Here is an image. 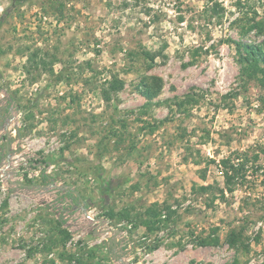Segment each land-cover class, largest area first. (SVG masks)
Returning a JSON list of instances; mask_svg holds the SVG:
<instances>
[{
	"label": "rangeland",
	"instance_id": "rangeland-1",
	"mask_svg": "<svg viewBox=\"0 0 264 264\" xmlns=\"http://www.w3.org/2000/svg\"><path fill=\"white\" fill-rule=\"evenodd\" d=\"M244 46L264 0H0V264H264Z\"/></svg>",
	"mask_w": 264,
	"mask_h": 264
},
{
	"label": "trees",
	"instance_id": "trees-1",
	"mask_svg": "<svg viewBox=\"0 0 264 264\" xmlns=\"http://www.w3.org/2000/svg\"><path fill=\"white\" fill-rule=\"evenodd\" d=\"M243 48L244 55L240 54L241 56L239 59L241 74L248 77L261 76L264 81V47L244 46ZM259 63H262L263 67H259ZM224 179L227 187L233 178L226 174Z\"/></svg>",
	"mask_w": 264,
	"mask_h": 264
},
{
	"label": "water",
	"instance_id": "water-1",
	"mask_svg": "<svg viewBox=\"0 0 264 264\" xmlns=\"http://www.w3.org/2000/svg\"><path fill=\"white\" fill-rule=\"evenodd\" d=\"M110 233L113 234V237H115L116 235H118L120 233L119 230H116V231H109ZM111 241L113 242V238L111 239ZM112 247H114V245L112 244Z\"/></svg>",
	"mask_w": 264,
	"mask_h": 264
}]
</instances>
